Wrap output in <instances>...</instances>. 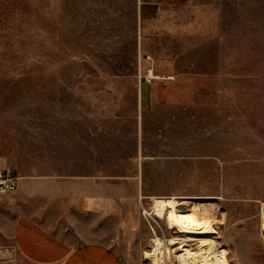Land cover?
<instances>
[{"label":"rangeland","instance_id":"obj_1","mask_svg":"<svg viewBox=\"0 0 264 264\" xmlns=\"http://www.w3.org/2000/svg\"><path fill=\"white\" fill-rule=\"evenodd\" d=\"M0 168V264L23 217L147 264L168 199L264 264V0H0Z\"/></svg>","mask_w":264,"mask_h":264},{"label":"crops","instance_id":"obj_2","mask_svg":"<svg viewBox=\"0 0 264 264\" xmlns=\"http://www.w3.org/2000/svg\"><path fill=\"white\" fill-rule=\"evenodd\" d=\"M13 244L27 264H123L106 245L63 239L27 217L17 219Z\"/></svg>","mask_w":264,"mask_h":264},{"label":"bare ground","instance_id":"obj_3","mask_svg":"<svg viewBox=\"0 0 264 264\" xmlns=\"http://www.w3.org/2000/svg\"><path fill=\"white\" fill-rule=\"evenodd\" d=\"M159 203L160 208L158 207L156 213L162 216L164 204L162 202ZM166 204L168 205V210L164 216V221H166L167 227L176 232V234L182 232L190 237H186L184 240H178L177 237H155V245L152 251L144 253L147 264H171L172 253L170 247L175 243H177L175 247L177 251L173 253H176L174 257L179 261L178 264H237L227 259L225 249H217L213 238L207 237L206 233L210 229L211 220L205 213H199V215L198 212H194L193 215L178 216L173 209L175 200L168 199ZM157 206L158 201L152 205L153 216H155ZM166 208L164 207V212H166ZM262 220V229L264 230V216ZM190 244H192V247H190Z\"/></svg>","mask_w":264,"mask_h":264},{"label":"built area","instance_id":"obj_4","mask_svg":"<svg viewBox=\"0 0 264 264\" xmlns=\"http://www.w3.org/2000/svg\"><path fill=\"white\" fill-rule=\"evenodd\" d=\"M20 176L11 169L0 168V193L12 191L18 187ZM10 254V248L0 245V256Z\"/></svg>","mask_w":264,"mask_h":264}]
</instances>
